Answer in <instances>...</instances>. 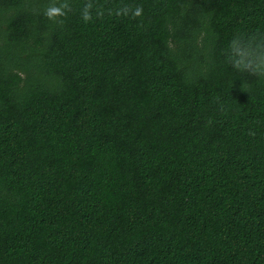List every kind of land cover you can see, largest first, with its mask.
Masks as SVG:
<instances>
[{"label":"trees","instance_id":"16d2710c","mask_svg":"<svg viewBox=\"0 0 264 264\" xmlns=\"http://www.w3.org/2000/svg\"><path fill=\"white\" fill-rule=\"evenodd\" d=\"M0 264H264V0H0Z\"/></svg>","mask_w":264,"mask_h":264},{"label":"clouds","instance_id":"9594fccd","mask_svg":"<svg viewBox=\"0 0 264 264\" xmlns=\"http://www.w3.org/2000/svg\"><path fill=\"white\" fill-rule=\"evenodd\" d=\"M69 6L65 3L62 4L60 7L52 6L49 7L45 13L46 16H48L49 19H54L56 16H62L64 15L63 9L68 8ZM142 12V8L139 6L136 8L134 15L139 16ZM85 19H88L87 15H85Z\"/></svg>","mask_w":264,"mask_h":264}]
</instances>
